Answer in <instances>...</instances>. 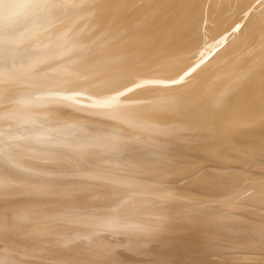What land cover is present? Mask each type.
Masks as SVG:
<instances>
[{"label": "bare ground", "instance_id": "obj_1", "mask_svg": "<svg viewBox=\"0 0 264 264\" xmlns=\"http://www.w3.org/2000/svg\"><path fill=\"white\" fill-rule=\"evenodd\" d=\"M0 264H264V0H0Z\"/></svg>", "mask_w": 264, "mask_h": 264}]
</instances>
